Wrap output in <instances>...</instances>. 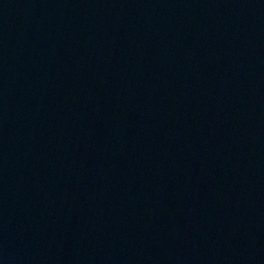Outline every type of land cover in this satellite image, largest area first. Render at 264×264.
<instances>
[{
    "label": "water",
    "instance_id": "water-1",
    "mask_svg": "<svg viewBox=\"0 0 264 264\" xmlns=\"http://www.w3.org/2000/svg\"><path fill=\"white\" fill-rule=\"evenodd\" d=\"M0 264H264V0H0Z\"/></svg>",
    "mask_w": 264,
    "mask_h": 264
}]
</instances>
